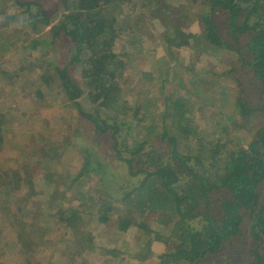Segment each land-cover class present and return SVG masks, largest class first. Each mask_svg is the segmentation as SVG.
Masks as SVG:
<instances>
[{"label": "trees", "instance_id": "obj_1", "mask_svg": "<svg viewBox=\"0 0 264 264\" xmlns=\"http://www.w3.org/2000/svg\"><path fill=\"white\" fill-rule=\"evenodd\" d=\"M9 1L23 9L19 20L24 19L30 32L49 29L44 36L54 54L49 66L58 83L56 95L64 98L70 113L60 121L64 133L36 149L39 156L27 159L25 173L18 168L7 170L4 178L0 175V185L12 202L1 211L0 235L4 228L13 233V248L30 245L37 231L56 238L50 255H36L44 247L41 241L23 256V264H58L53 253L69 254L70 264H84L79 255L89 250L108 251L101 264H131L132 259L137 264H264V0H186L200 15L199 30L184 34L176 48L214 55L222 72L205 66L206 76L199 77L201 70L197 78L191 76L190 89L182 78L164 77L158 88L146 92L142 104L137 98H122L120 103L130 57L141 51L137 38L149 30V23L154 29L162 23L160 29H165L179 20L174 28L182 29L192 12L185 3L122 0L124 4L117 6V0H57L46 8L34 1ZM124 5L131 14L125 13ZM6 13L0 9L4 31L15 18ZM164 41L163 47L152 45L160 63L172 58L170 43ZM189 57L181 71L185 77L192 72L189 65L196 63L193 53ZM208 60L202 56L200 65ZM77 70L78 78L73 75ZM141 75L148 83L154 80L151 71ZM211 76L221 78L219 87L226 81L229 87L219 90L220 101L210 103L214 90L206 78ZM41 80L47 81L44 76ZM198 87L203 94L196 97ZM37 97L43 94L37 92ZM3 118L0 112V123ZM79 119L89 125L96 143L107 144L110 160L124 168L128 179L119 188V198L97 178L94 189L82 192L91 196L80 200L76 195L72 203L62 204L73 184L87 183V171L81 167L77 174H71L73 168L59 170L67 156L83 155L70 136L77 135ZM146 135H154L157 145L148 144ZM82 163L88 166L86 157ZM30 167H49L56 173L59 187L50 192L51 227L40 229L28 211L37 205L31 196L40 176L31 178ZM150 215L155 218L147 222ZM83 225L87 228L76 231ZM133 225L141 232L139 245L147 243L148 248L158 242L163 253L131 254L124 251L121 239L113 247L96 246L95 237L104 230L122 235ZM213 256L221 260L210 263Z\"/></svg>", "mask_w": 264, "mask_h": 264}, {"label": "rangeland", "instance_id": "obj_2", "mask_svg": "<svg viewBox=\"0 0 264 264\" xmlns=\"http://www.w3.org/2000/svg\"><path fill=\"white\" fill-rule=\"evenodd\" d=\"M27 1L39 2L44 7L50 8L55 5L57 0ZM174 2L184 5L186 0H174ZM123 4L124 2H122V0H117V6H122ZM185 5L186 8L192 12L190 18L184 22L186 25L182 27V29L174 28V25H177L179 20L174 22L172 28L165 29H160L161 26L163 27L162 23L161 26L157 23L159 29H154L153 24L149 23V20V25L146 27L149 30L146 33L144 32V38L143 36L137 38V40L141 42V46H139L141 51L130 57L131 64L127 66L129 76L126 77L127 84L120 92V94H122L120 103H123V99L128 100V98H132L133 100L137 98L138 102L142 104L143 98L146 97V92L148 93L150 88H158L159 81L164 77V79H168L169 77L175 79L182 78L185 81V87L190 89L194 84L189 79H191V76L192 79L197 78L200 70L199 77H205L206 74L203 71L206 70L205 66L214 68L218 73L222 72L216 65L214 55H202V52L198 54V51H196L198 53H195L187 47L176 48V42L183 39L185 37L184 34L189 33L190 35H195L199 30L197 24V21L200 19L199 13L195 14L193 5L189 3H185ZM121 6H119V8ZM123 7H125V13H132L128 6L124 5ZM0 9L7 13L11 12L15 14V18L8 21V27L5 31L0 28V112L3 113L4 116L0 123V175L4 178L7 176L5 173L7 170L19 168L20 173H25L24 167L27 165V161L30 160L27 159L30 157L37 158L39 156V153H34L36 149L40 147L45 140H58L59 134L61 135L64 133V128L59 126L60 121L67 119L70 113L64 108V98L56 95L58 83L53 75L52 67L50 68L49 66L54 54L47 45L48 37L44 36V34H48L47 31L49 29L43 28L41 32L36 34L30 32V30L26 29L24 26V19H22V21L19 20L20 14L22 16L21 11L23 9L21 7H15L9 0H0ZM165 39L170 43L172 58H167V60L160 63L159 59L156 57L158 54L152 51V45H161L163 47L166 45ZM141 40H144V42ZM191 53H193L196 63L193 67L189 65L192 72L189 77H185L181 75L183 74L181 71L184 66L189 64V56ZM202 56H207L209 60L200 65ZM60 64L62 63L60 62ZM54 65L52 66L54 67ZM144 70L153 73V82L149 81L148 83V81H144L141 78V73ZM172 71H176L177 73L174 74ZM224 72H226V68ZM79 73L80 70H77L73 75L78 78ZM41 76H44L47 81L43 82ZM206 79L207 82H211L210 87L214 90V95L210 103L215 100L220 101L218 99L221 96L219 95V90H224L225 87L228 88L229 86L226 84L228 81L223 82L222 87H219L221 78L211 76L210 79ZM37 92L43 94L42 99L37 97ZM47 92H51L53 95L50 96ZM200 94H203V92L201 88L198 87L196 97H199ZM120 103L118 107L121 105ZM129 105L131 106V103ZM210 110L209 107L207 111ZM117 116L116 111L115 118ZM127 120V122L131 121L130 119ZM76 124L77 135L71 134L70 136L74 143H79L83 155L78 158L67 156L63 161L65 165L60 167L59 170L67 171L73 168L71 174H77L79 172V167H81L82 170L87 171L85 175L90 178L87 179V177L84 176V180L87 183L81 186L77 183L73 184L68 197H66L62 204L66 205L67 203H72L74 201L73 197L76 195L80 196V200L91 196L89 194L84 196L82 192L91 187V189H94L96 185V180L94 179L97 178L103 179L102 185L110 195L119 198L118 196L123 193V190L119 188L126 183L128 179L124 168L114 164L106 155V143H96L93 140L89 125L82 119L77 120ZM146 141L148 144L157 145L154 135H146ZM84 157H86L88 161V166H86V168L84 163H82ZM30 163L32 162L30 161ZM93 171H98L97 177L91 174ZM27 172L32 176L31 178L40 175L38 181L35 182V193L31 196V199L37 202V205L30 208L28 211L30 215L34 217L33 220L40 229L51 227L54 223V216L50 192L57 190L59 187L56 181V173L49 167H43L41 169L30 167ZM43 175L45 176L41 178ZM73 178L74 176L70 179ZM68 182H70V180ZM26 194L29 196L30 192ZM57 204H55V206H61V204ZM10 205H12V202L10 198L6 196V192L0 185V217L2 209ZM154 218L155 215H150L146 218V221L152 222ZM75 222H77V218ZM94 222V219L91 220L89 229L92 228L91 224ZM85 228H87V225H83L76 231ZM27 232H30V230H27ZM2 233L3 235H0V264H23V256L29 253V250L36 247L38 242L41 241L44 247L40 248L39 251L36 252V255L38 257L50 255L51 253L49 252L52 249V241L56 240L55 237H53V239L46 238L43 236V232L37 231L34 241L31 242L30 245L13 248L12 244L15 243V235L11 232L7 233L5 228L2 230ZM140 236L141 232L135 225L130 227L128 231L122 235L119 233L114 234L113 231L110 233L104 230L103 234L95 237V244L105 249L107 247H113L116 241L121 239L126 246L125 249L122 248L125 252L128 250L131 254L139 253L140 255L150 252L152 257L163 253L164 247L158 242L150 243L148 248L146 246L147 243H143V246L139 245ZM79 247L83 249L82 246ZM236 252L238 253L239 251ZM52 256L55 260H58V264H70L73 260L69 254L65 253L62 256H59V253H53ZM234 256L236 259L238 258L237 254H234ZM108 257V251L106 250L101 253L89 250L80 254L78 259L84 264H101L102 261ZM219 260H221V256H213L210 258L209 262L213 263ZM114 262L115 264H120L119 260H115ZM130 263L137 264L138 262L132 259Z\"/></svg>", "mask_w": 264, "mask_h": 264}]
</instances>
